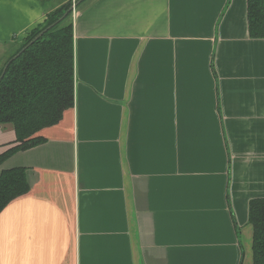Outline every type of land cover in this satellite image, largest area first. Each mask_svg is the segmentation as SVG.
<instances>
[{
	"label": "crops",
	"instance_id": "obj_1",
	"mask_svg": "<svg viewBox=\"0 0 264 264\" xmlns=\"http://www.w3.org/2000/svg\"><path fill=\"white\" fill-rule=\"evenodd\" d=\"M75 0H0V66ZM248 0H85L74 100L10 155L29 189L0 212V264H253L264 199V38ZM15 132L0 123V154Z\"/></svg>",
	"mask_w": 264,
	"mask_h": 264
},
{
	"label": "trees",
	"instance_id": "obj_2",
	"mask_svg": "<svg viewBox=\"0 0 264 264\" xmlns=\"http://www.w3.org/2000/svg\"><path fill=\"white\" fill-rule=\"evenodd\" d=\"M72 3L67 1L49 10L0 67L1 74L4 65L14 57L0 79V123L13 125L15 144L0 154V164L15 152L42 143L44 138L37 133L56 124L64 110L73 105V30L69 11ZM247 20L250 37L264 38V0L247 1ZM28 189L24 168L2 170L0 212ZM249 222L253 229L252 262L264 264V199L250 202Z\"/></svg>",
	"mask_w": 264,
	"mask_h": 264
},
{
	"label": "water",
	"instance_id": "obj_3",
	"mask_svg": "<svg viewBox=\"0 0 264 264\" xmlns=\"http://www.w3.org/2000/svg\"><path fill=\"white\" fill-rule=\"evenodd\" d=\"M83 0H77V1H74L73 3H72V5H71V7L69 8V11H74V8L76 7V5H78L80 2H82ZM67 14V12H65L61 17H60V19H62L65 15ZM59 19V20H60ZM57 22V21H56ZM54 24V23H53ZM53 24H51V25H49L46 29H48V28H50ZM46 29H44L42 32H40L39 33V35H41ZM38 35V36H39ZM37 36V37H38ZM23 49H21V51H22ZM20 51V52H21ZM19 53H17L15 56H17ZM14 57H12V59H13ZM12 59H10V60H12ZM10 60L4 65V67H3V70H2V73L0 74V79H1V77L3 76V74H4V72H5V70H6V68H7V65H8V63L10 62Z\"/></svg>",
	"mask_w": 264,
	"mask_h": 264
},
{
	"label": "rangeland",
	"instance_id": "obj_4",
	"mask_svg": "<svg viewBox=\"0 0 264 264\" xmlns=\"http://www.w3.org/2000/svg\"><path fill=\"white\" fill-rule=\"evenodd\" d=\"M52 1H53V0H52ZM50 2H51V0H49V2H48L47 4H49V5H50V4H51ZM7 57H8V56L6 55V56H5V57L2 59L1 66H2V64L4 63V61H5V59H6ZM1 66H0V67H1Z\"/></svg>",
	"mask_w": 264,
	"mask_h": 264
}]
</instances>
